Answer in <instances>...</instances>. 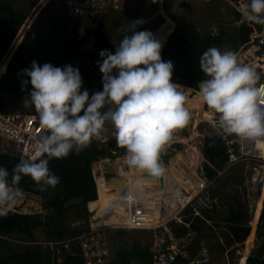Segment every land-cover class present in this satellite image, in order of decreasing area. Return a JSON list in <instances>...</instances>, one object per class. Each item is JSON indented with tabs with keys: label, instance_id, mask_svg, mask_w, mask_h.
<instances>
[{
	"label": "clouds",
	"instance_id": "obj_1",
	"mask_svg": "<svg viewBox=\"0 0 264 264\" xmlns=\"http://www.w3.org/2000/svg\"><path fill=\"white\" fill-rule=\"evenodd\" d=\"M245 21L264 25V0H248ZM142 21H130L115 53L99 52L96 63L103 90L91 95L82 89L78 68L55 67L33 61L24 74L22 90L26 107H34L46 133L39 137L43 158L21 159L11 170L0 166V217L7 216L22 195L19 182L30 176L36 187L55 188L60 177L50 171L52 158H66L88 147L93 137L111 124L119 147L126 149V163L153 177L165 172L161 154L173 135L185 128L190 113L186 96L172 82L174 65L163 61V45L151 31H138ZM130 33V34H129ZM200 70L207 77L199 83L204 103L219 114V127L241 139L264 138V85L255 68L242 65L231 50L210 47L200 56ZM30 83L31 90H27Z\"/></svg>",
	"mask_w": 264,
	"mask_h": 264
},
{
	"label": "trees",
	"instance_id": "obj_2",
	"mask_svg": "<svg viewBox=\"0 0 264 264\" xmlns=\"http://www.w3.org/2000/svg\"><path fill=\"white\" fill-rule=\"evenodd\" d=\"M19 1L0 0V42L5 47L12 45L28 18V13L18 9L17 4ZM39 1L33 0L30 3V9H33ZM51 3H58L67 16L59 19L56 5ZM64 4V0H51L45 10L41 11L42 6L37 10L35 9L27 20L16 43L21 42L27 32V25L34 21L40 11L41 13L26 33L10 62L9 57L17 45L12 49L10 47L9 57L7 58L6 55L0 63V76L6 69V73L0 80L1 113H21L38 116L34 107H26L23 103L27 91L22 90V85L24 81H30V77L24 74V70L30 69L33 61H36L39 65L50 63L61 68L65 65H71L78 68L81 74L83 81L81 91L87 89L91 95L94 92L103 90L102 73L99 66L91 68L87 64H80V60L87 54L83 51V47L89 38V34L80 37L77 32L68 30L69 18ZM172 5L173 0H163L164 10L167 13H171ZM180 7L191 9L186 0L180 3ZM234 13L238 22L241 14L237 11ZM65 18H67V24L64 21ZM172 19L175 21L174 18ZM162 23L161 20L155 22L152 30L158 28ZM253 30L252 26L244 24L229 31L222 29L216 34L203 35L195 24H190L182 29L170 32L162 44L161 57L163 61H171L174 65L172 82L179 85V88L200 92L199 83L207 78L200 70L199 65L200 56L203 52L210 47L221 46L229 42L232 44V51L238 53L249 42ZM96 37L97 49L100 52L104 50L103 43L100 41L101 29L96 33ZM27 90H31L30 83L27 85ZM199 94L202 96L201 93ZM197 132L205 136L204 178L207 182L213 183L209 187V192L211 190L210 200L225 201V212L221 222L224 223L223 227L229 230L230 237L223 241L224 244L223 242H216L215 244L218 249H215L216 252L225 256L226 250L233 245H244L251 234L253 214L250 213L247 202L241 201L237 195H227L228 189L233 186L236 178L230 175L234 167L229 168L223 175H220L227 167V149L219 135L207 123L199 124ZM181 147L179 144L175 149L178 150ZM175 152L173 148L166 149L161 154V160L167 162L170 157L175 155ZM119 153L126 155V149L119 146L111 149L107 146L92 145L81 150L78 154L70 153L66 158H52L49 163L50 171L59 176L61 180L54 189L49 187L47 190L41 191L36 187L30 176H23L18 185L22 193L40 198L44 211L50 212V228L54 231L50 229V238L63 240L64 238L76 236L85 230H74L69 226V222L74 219L71 214L76 213L78 218L84 217L86 221H89L88 204L100 202L102 195L100 187L101 183L105 182L103 176L106 177L107 181L112 180L106 186H110L121 177H126V171L120 168L121 177L116 178L118 169L114 167V163L103 165L98 170L99 165L103 164V160L115 161ZM45 155L42 154L39 158H43ZM21 159V157L15 155L0 154V166L6 167L11 172L12 168ZM96 170L103 175L97 181L94 177ZM227 173L228 175L225 176ZM239 183L242 185V179ZM198 208L197 206L196 210ZM196 212L195 208L192 207L187 210L185 222L189 224V228L185 226L178 228V237L193 231L205 238H211L207 232L211 231L212 227L207 224V220H216L210 213H218V205L214 204V208L209 211L202 210V216L196 215ZM116 220L118 222L124 221L123 215L119 214ZM42 224L39 215H22L11 211L7 216L0 217V264H52L57 261L53 259L54 252L50 249L39 246H20L8 239H3V236L13 235V233L32 239L33 230L40 228ZM118 232V235L124 234V231ZM257 237L262 240V244L249 256L246 264H264V209L259 221L256 239ZM133 251H135L133 258H128L123 252L119 254L123 264H132V260H139L143 264H151L148 248L141 249L139 245H135ZM55 257L57 259L60 257L62 264H84L81 250L77 245H73L70 251L62 250Z\"/></svg>",
	"mask_w": 264,
	"mask_h": 264
},
{
	"label": "rangeland",
	"instance_id": "obj_3",
	"mask_svg": "<svg viewBox=\"0 0 264 264\" xmlns=\"http://www.w3.org/2000/svg\"><path fill=\"white\" fill-rule=\"evenodd\" d=\"M33 0H20L17 4L18 9L23 12L28 13V18L31 16L32 12L36 9L37 5L30 9V3ZM58 1V0H56ZM184 0H173V5L171 8V13H167L164 10L163 0H118V10H115L112 13L107 14L105 18L102 20L100 29H101V39L100 41L103 43L104 50H109L115 53L116 46L119 45V42L123 39V36L130 24V21H142V23L137 27L138 31L148 30L153 33V35L163 44L166 40L168 34L173 30L182 29L190 24H195L200 32L203 35L213 33L216 34L220 30L225 29L227 31L237 28V19L235 11L243 10V6L248 0H240L238 4L234 5L232 0H186L191 9H185L180 7V3ZM52 5H56V9L58 10V17L62 19L66 17V13L64 9L60 7L58 3H51ZM48 5V4H47ZM47 5L43 10L47 8ZM175 21H173V19ZM26 20V22H27ZM67 18H65V23L67 24ZM158 20L163 21L162 25L158 28L152 30V26ZM24 23V25L26 24ZM251 25H253L251 23ZM23 28V27H22ZM20 29V31L22 30ZM19 31V32H20ZM130 34V33H129ZM11 45L5 47V45L0 42V63H2L4 57L7 55ZM219 48L221 51L231 50L232 51V44L229 42L224 43L221 46H214ZM100 56L94 57L89 54H85L83 58L80 60V64L84 65L87 64L89 67L97 68L98 65L96 63L97 60H100ZM7 67V66H6ZM6 70V69H5ZM4 76V73L1 74L0 80ZM180 88H178L179 90ZM182 92L186 96L185 106L190 113V121L188 125L178 130L174 133L173 139L169 145L166 146L167 149H174L175 147L180 144L182 146L176 153H178V157H183L185 164H181L180 173L188 177L191 182H197L202 179L201 171L199 172L197 168L193 165H197L196 159L199 164L204 163V147H205V136H198L199 133L197 132V126L199 125L197 119L202 118L204 122L210 121L214 122L215 125H218L219 114L215 113L208 106L204 103L202 96H200V92H194L190 89L182 88ZM198 94V95H197ZM200 98H199V97ZM106 130H102L98 136L92 138L90 144L88 146L97 145L107 146L111 149H115L118 147L116 141V132L114 127L109 123L106 124ZM259 148L263 151L264 156V148L262 149L261 145ZM15 151V150H14ZM13 151V152H14ZM196 154L202 155L203 158L196 156ZM174 157L169 160L172 162ZM190 159V161L188 160ZM126 155H122L121 153L118 154V158L113 160H108L109 163H104L99 165L100 167L103 165H109L114 163V167L118 169V174L120 173V168L128 169V165L126 163ZM163 162L165 168L168 167V164ZM199 166V165H198ZM103 169V168H102ZM224 170L220 174H224ZM170 170H165L163 173L165 179L168 178ZM96 173L98 171L96 170ZM146 172L141 170L131 168L130 170L126 171V177L121 178L118 181H114L110 186H106L101 183V200L95 204H90V210H100L99 214L107 207L111 205V203L118 198V193H111L112 190L117 189L120 191L125 186L139 187L140 185L151 187L156 186L155 178L146 177L143 175ZM188 175V176H187ZM228 173L225 175L227 176ZM231 176L236 178L235 183L231 188L228 189L227 195H237L241 201L247 202L250 208V213L252 214L254 210L255 212V219L253 222V229H256L257 221L261 216V212L264 206V165L258 162H245L238 164L233 168L230 172ZM118 176V175H117ZM242 179L243 183L240 185L239 181ZM213 183L211 182H204L202 181V186L200 190L202 194L196 198L195 200H191V203L194 201V206H197L199 201L203 205L204 203L210 202V194L209 187ZM105 185V186H103ZM162 193V191H160ZM153 193V192H151ZM161 195V194H159ZM188 197V196H184ZM190 198V197H188ZM41 199L38 197L27 196L22 193L20 197L16 199L15 204L12 206L11 211L15 214L20 213L22 215H39L42 220V226L40 228L33 230V238L28 239L29 237H25L24 235L14 234L3 236V239H8L12 243L20 246H40L37 243H44L45 241L50 240V212L44 211L42 204L40 203ZM258 203V204H257ZM214 204L218 205V213L214 214L211 212V216L216 218L215 221H210L209 223L215 227L212 228V231L207 232L208 235L214 236V238H202L193 232L194 237L186 238L182 241V248L185 246V251L189 248L192 250L193 248H201L203 246L207 248L214 247L216 250V242H222L223 239L226 237V233L222 230L223 222H221L224 212H225V201H220L219 199L214 201ZM257 206V208H256ZM261 206V207H260ZM14 207H21V209L17 212L14 211ZM260 207V208H259ZM203 208V207H202ZM10 211V212H11ZM119 214L123 215L122 212ZM254 214V213H253ZM74 217L71 222V227H76V229H80L78 227L86 228L89 222H85L84 220H79L76 213L71 214ZM91 214L89 219L91 218ZM108 223H122L116 220V217L107 220ZM124 231V230H123ZM26 235V234H25ZM255 232L252 231V234L248 237L246 242L243 246H235L233 247L229 263L231 264H244L246 257L249 255L251 248L254 246L256 249L260 247L262 244V240L257 237ZM108 244L110 247L111 255L113 260H115L114 264H121L118 256L120 253H124V255L128 256V258H133L135 251L133 248L136 244L142 246L143 248L147 247L151 242V234L149 232H131V231H124V236L119 237L115 231L108 233ZM124 250H121V249ZM212 250L213 257L215 258L216 264H223V257L221 254L219 255L218 252ZM126 251V252H124ZM119 253V254H118ZM242 256H241V255ZM244 255V257H243ZM241 257V259H238ZM233 259V263H232ZM243 259V260H242ZM135 262V263H133ZM132 264H138L135 260L132 261ZM228 264V262H227Z\"/></svg>",
	"mask_w": 264,
	"mask_h": 264
},
{
	"label": "built area",
	"instance_id": "obj_4",
	"mask_svg": "<svg viewBox=\"0 0 264 264\" xmlns=\"http://www.w3.org/2000/svg\"><path fill=\"white\" fill-rule=\"evenodd\" d=\"M51 0H42V8ZM240 0H232L236 5ZM42 2V3H41ZM65 9L68 12V30L77 32L80 37L89 34L83 51L91 56H99L97 49L96 33L100 29L102 20L107 14L118 10V0H64ZM242 14V10H238ZM249 24L242 18L238 22ZM253 24V32L249 42L238 53L237 57L242 65H248L257 71L261 79L257 86L264 85V25ZM252 26V25H251ZM183 91L182 88L179 89ZM264 103V100L261 101ZM198 123H207L215 131L227 149V167L233 168L245 162H258L264 165L263 151L258 143L264 144V138L258 140L241 139L235 135L225 133L219 124L204 122L202 118ZM47 130L43 129L39 117L21 113L0 112V154L19 156L23 159H37L42 154L38 153L40 147L39 137ZM15 150V151H14ZM14 151V152H13ZM102 175V174H101ZM103 176V175H102ZM147 177V176H146ZM152 177V176H150ZM103 178L106 179L105 176ZM156 186L160 187L158 177ZM162 189V188H161ZM147 186L140 185L132 188L125 186L118 193L109 207L99 214L100 210H90L91 224L82 233L64 238L63 240L45 241L37 243L54 252L52 264H59V255L62 250L70 251L73 245L79 246L84 264H113V259L108 244V233L118 231L149 232L151 234L152 264H216L212 251L203 246L197 249L194 255L189 250L182 248V241L194 237L193 231H189L182 237H178V228L189 224L185 222L186 212L191 206L188 197L175 198L172 195L163 197L159 194L148 192ZM123 213L122 223H108L113 217ZM230 255L225 254L223 264H230Z\"/></svg>",
	"mask_w": 264,
	"mask_h": 264
},
{
	"label": "crops",
	"instance_id": "obj_5",
	"mask_svg": "<svg viewBox=\"0 0 264 264\" xmlns=\"http://www.w3.org/2000/svg\"><path fill=\"white\" fill-rule=\"evenodd\" d=\"M240 13V12H239ZM241 14V13H240ZM241 18H242V14H241ZM240 18V19H241ZM239 22V21H238ZM238 22H237V24H238ZM242 25H244V24H242ZM241 25V26H242ZM249 26H251V25H249ZM252 27H253V25H252ZM174 31V30H173ZM170 36V35H169ZM251 36V35H250ZM165 45V44H164ZM237 54V53H236ZM7 68V67H6ZM5 72H6V70H5ZM5 72H4V74H5ZM199 126V125H198ZM197 126V127H198ZM203 134H200L199 133V135L198 136H202ZM204 136V135H203ZM167 149V148H166ZM165 149V150H166ZM176 151V150H175ZM175 157H174V160L171 162L170 161V164H168L169 163V160L170 159H172L173 158V156L172 157H170L169 159H168V161L165 163V164H168L169 166L168 167H166L165 168V170H170V172L168 173L169 174V176H168V178H166L165 179V177H164V179H165V187L164 188H158L157 186H151V187H147L148 188V192H153L154 194H161L163 197H167L168 195H172V196H174L175 198L177 197V198H179V197H183V196H188V197H190V199L191 200H195L196 198H198L201 194H202V192H201V190H200V187L202 186V181H203V183L204 182H206L207 180L204 178V165L202 166V167H198L197 165H195L194 163H193V165L197 168V170L200 172L201 171V174H202V179H200L199 181H197V182H191V180H189L188 179V177H185V175H183L182 173H180V168H181V164H185V161H184V158L183 157H178V153H176L175 152V155H174ZM109 159H107V160H104L103 162L104 163H109V162H107ZM188 160L190 161V159L188 158ZM110 161V160H109ZM205 161H206V159H205V155H204V163H205ZM165 167V166H164ZM131 169V167H129L128 166V169H123L124 171H128V170H130ZM220 175H222V174H220ZM144 176H147V177H150L151 175H149V174H147V173H145L144 175H143V177ZM188 176V175H187ZM119 177H121V174L119 173L118 174V176L116 177V178H119ZM122 178V177H121ZM159 178V177H158ZM105 179V178H104ZM114 179V178H113ZM112 180H110V181H107L106 179H105V182H106V184L107 183H110ZM105 182L103 183V184H105ZM103 186H105V185H103ZM114 190H117V189H114ZM113 191V190H112ZM160 191H162V193L160 192ZM99 195V194H98ZM99 197V196H98ZM194 201L192 202V204H191V206L190 207H192V208H195V211H197L196 212V215H198V216H202V210H206V211H209V210H211V209H213L214 208V201H212V200H210V202L209 203H204L202 206L201 205H199V204H201V202L199 201V203H198V210H196V207L197 206H194ZM258 204V203H257ZM203 207V208H202ZM256 208H257V206H256ZM263 209H264V206H263ZM263 209H262V212H263ZM251 211V210H250ZM88 212H90V204H88ZM255 212H256V209L254 210V214H253V220H252V222H251V234H252V231H254L255 232V235H256V231H257V229H258V225H259V221H260V218H261V216H262V212H261V216H260V218H259V220L257 221V225H256V229H253V222H254V219H255ZM91 214V213H90ZM212 214V213H211ZM210 214V215H211ZM84 220L85 222H86V219L83 217V218H79V220ZM87 222H89V224L87 225V227L86 228H88L89 227V225L91 224V218L89 219V221H87ZM210 220H207V224H209L210 225V227H212L213 229L215 228V227H213L210 223ZM69 226L71 227V222H69ZM223 226H224V223H223ZM221 227L222 228V230L226 233L225 235H226V237L223 239V241L226 239V238H229L230 237V232H229V230H227L225 227ZM72 228V227H71ZM78 228H80V229H86V228H82V227H78ZM51 229V228H50ZM72 229H76V227H73ZM52 230V229H51ZM53 231V230H52ZM212 231V230H211ZM54 232V231H53ZM117 233V235H118V233L119 232H115V234ZM124 233V232H123ZM138 233H142V232H138ZM195 233V232H194ZM196 234V233H195ZM250 234V235H251ZM119 237H121V236H124V234L123 235H118ZM198 236H201L202 238H205V237H203L201 234H199ZM209 236H211V235H209ZM211 238H214V236H211ZM215 239V238H214ZM53 240H59V239H53L52 237L50 238V241H53ZM222 241V242H223ZM223 244H224V242H223ZM136 245H138V244H136ZM140 246V245H139ZM235 246H239L238 244H236V245H233L231 248H229L228 250H226V252H225V254L226 253H228L229 255L231 254V251H232V249H233V247H235ZM135 247V246H134ZM141 247V249H149V252H150V259H151V264H152V261H153V259H152V246H151V242L149 243V245L147 246V247H145V248H143L142 246H140ZM194 247V246H193ZM192 247V250L189 248L188 250H189V253H190V255H194L195 253H196V251H197V248H193ZM123 249V248H122ZM134 249V248H133ZM210 249V248H209ZM211 249H213L214 251H216L215 250V248L214 247H212ZM210 249V250H211ZM256 250V247L254 246L253 248H251V250H250V253H249V255L246 257V260H245V262H244V264H246V262H247V259L249 258V256H251L252 255V253L254 252ZM212 251V250H211ZM119 254V253H118ZM232 255V254H231ZM241 255V254H240ZM119 256V255H118ZM242 256V255H241ZM243 257H244V255H243ZM113 259V258H112ZM223 259H224V257H223ZM240 259H241V257H240ZM119 260H120V263L121 264H123L122 263V259L119 257ZM243 260V259H242ZM133 261V260H132ZM132 261H131V263H132ZM138 264H143L142 262H140L139 260H135ZM115 263V260H113V264ZM133 263H135V262H133ZM59 264H62V260H61V262L59 263ZM241 264H242V262H241Z\"/></svg>",
	"mask_w": 264,
	"mask_h": 264
},
{
	"label": "water",
	"instance_id": "obj_6",
	"mask_svg": "<svg viewBox=\"0 0 264 264\" xmlns=\"http://www.w3.org/2000/svg\"><path fill=\"white\" fill-rule=\"evenodd\" d=\"M41 3H42V2H41ZM40 6H43V4H40V3H39V4L37 5V7H36V10L39 9ZM42 10H43V8L41 7V11H42ZM41 11H40V12L38 13V15L35 17L34 21H35L36 18L39 16V14L41 13ZM34 21H33L31 24L27 25V26H28V28H27V32L29 31V29H30V27L32 26V24L34 23ZM25 25H26V24H25ZM25 25L23 26L22 30L18 33V35L16 36L14 42H13L12 45H11V49L17 45V47L14 49V51H12V55L9 57L11 51H9V53H7V58H8V57L10 58V59H9V62H10L12 56L14 55L15 51L17 50V48L19 47V45H20L21 42L23 41V39H24L26 33H27V32L25 33V35L23 36V39L21 40L20 43H16V42H17V38L20 36V33H22V31H23ZM7 58H6V59H7ZM9 62H8V64H9ZM8 64H7V65H8ZM5 73H6V72H5ZM178 86H179V85H178ZM197 95H198V94H197ZM101 176H102V175H101L100 173H95V174H94V177H95L96 181H97V179L100 178ZM159 182H160V187H161V188H164V187H165V179H164V175H163V174H162L161 176H159ZM20 209H21V207H14V208H13V210H14V211H17V212H18Z\"/></svg>",
	"mask_w": 264,
	"mask_h": 264
},
{
	"label": "bare ground",
	"instance_id": "obj_7",
	"mask_svg": "<svg viewBox=\"0 0 264 264\" xmlns=\"http://www.w3.org/2000/svg\"><path fill=\"white\" fill-rule=\"evenodd\" d=\"M259 145H261L262 149L264 148V144L263 143L259 142ZM196 156H199L200 158H203L202 155H200V154H198V155L196 154ZM203 160H204V158H203ZM196 162H197V166L199 165L198 167H202L204 165V163L203 164H199L197 159H196ZM111 193H114V192L111 191Z\"/></svg>",
	"mask_w": 264,
	"mask_h": 264
},
{
	"label": "flooded vegetation",
	"instance_id": "obj_8",
	"mask_svg": "<svg viewBox=\"0 0 264 264\" xmlns=\"http://www.w3.org/2000/svg\"><path fill=\"white\" fill-rule=\"evenodd\" d=\"M199 124H202V123H199Z\"/></svg>",
	"mask_w": 264,
	"mask_h": 264
}]
</instances>
